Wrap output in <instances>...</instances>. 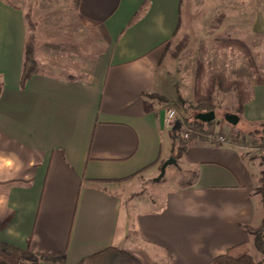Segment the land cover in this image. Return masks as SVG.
Wrapping results in <instances>:
<instances>
[{
	"label": "crops",
	"instance_id": "0c3cea01",
	"mask_svg": "<svg viewBox=\"0 0 264 264\" xmlns=\"http://www.w3.org/2000/svg\"><path fill=\"white\" fill-rule=\"evenodd\" d=\"M63 1L99 50L74 72L38 58L21 88L26 10L0 0V263L80 264L114 246L144 264H210L234 246L250 248L246 230L264 217L261 167L248 157L246 134L232 138L216 121L207 133L233 144L185 140L181 161L194 178L158 208L140 197L126 206L141 179L171 158V103L155 95L175 101L187 90L180 57L170 56L187 35L185 1ZM190 1L225 5L227 16L236 5L244 18L245 0ZM252 93L238 115L250 128L264 123V83Z\"/></svg>",
	"mask_w": 264,
	"mask_h": 264
},
{
	"label": "rangeland",
	"instance_id": "374dc122",
	"mask_svg": "<svg viewBox=\"0 0 264 264\" xmlns=\"http://www.w3.org/2000/svg\"><path fill=\"white\" fill-rule=\"evenodd\" d=\"M11 1L23 6L26 10L27 23L30 21L31 25L32 23L34 25L31 29L28 23V36L31 33L34 36L35 60L39 58L41 63L47 62L64 71L74 72L99 50L98 38L92 30L77 31V26L69 16V9L63 0ZM184 1L182 14L187 35L180 42L172 45L170 56L172 59H174L172 54L178 55L176 59L180 57L178 78H182L181 84L188 91H178L183 103L178 101V96L175 101L168 100V103H171L170 110H174L176 117L185 122L192 118V112L188 108L195 100L196 91L206 85L209 76L214 73H224L230 81H238L240 87L228 83L224 91L220 89L214 91L216 110L214 121L227 126L232 138L239 140L243 138L242 133L246 134V138L249 139V142H246L249 148L248 157L257 160L262 172L264 169L261 164L262 152L254 149V145L260 143V137L264 135L262 132L264 127L258 125L250 128L243 120L237 125H232L224 117L226 114H237L239 88L242 90L246 88L245 92H247L253 89L255 81L264 80V18L261 16L264 0H245L239 5V12L243 11V20L237 19L238 15L234 10L236 5H228L229 16H227L225 5ZM73 3L75 6V2ZM226 40L239 41L242 45H233L229 48L224 44ZM183 127H186L185 123ZM257 130L258 133H254ZM171 157L174 158L173 153ZM174 159L176 163L168 165L163 177L159 178V171L154 176L141 179L137 190L127 197L126 206L129 210H132L130 201L137 197L147 199L151 207L158 208L162 206L170 191L187 184L194 178V171L183 164L181 157ZM256 191L262 199L261 183ZM249 238L250 254L256 262H259L262 254L255 248L253 235H249Z\"/></svg>",
	"mask_w": 264,
	"mask_h": 264
},
{
	"label": "trees",
	"instance_id": "16d2710c",
	"mask_svg": "<svg viewBox=\"0 0 264 264\" xmlns=\"http://www.w3.org/2000/svg\"><path fill=\"white\" fill-rule=\"evenodd\" d=\"M75 3H77V0H74ZM30 28L33 29L34 25L28 21ZM231 41V42H230ZM33 42H34V36L31 33L29 36H27L26 43H25V57L24 62L22 66V73L20 78V86L21 88H24L27 81L36 73L37 71V63L33 56ZM230 42V43H229ZM236 42V43H235ZM224 44L231 48L233 45H242L239 41H233V40H226L224 41ZM246 47V46H245ZM244 48V46H243ZM178 55H173L172 57L174 59L177 58ZM229 85H238L240 87V83L238 84V81H230L227 75L224 73H214L209 76V80L206 83V85L201 87L199 90L195 93V100L193 103L190 104L188 110L192 112V118L189 120H186L185 126L192 131V136H199L201 138H207L208 133L206 130V126L210 125L215 119L204 121L200 118H198V115L201 114H208L215 112V103L213 94L216 89H220L222 91L225 90L226 84ZM263 81H255L254 84H262ZM229 87V86H228ZM244 89V88H243ZM2 91V84L0 83V94ZM246 88L242 90L239 88L237 90V102H238V109L237 114H241L244 110V105L249 102L253 98L252 90H249L247 92ZM178 101H182V96L177 93ZM156 98L168 102V100L162 96L155 95ZM216 114V112H215ZM264 127V124H262ZM264 133V128L263 131ZM254 133H258V130ZM244 144V143H241ZM255 147L259 148L262 152L261 156V164L264 167V135L260 137V143L254 145ZM186 147V141L181 138L179 135V131L177 132V135H173V147H172V153L174 154V158H179L182 156L184 150ZM260 183H261V195H262V204L264 206V169L261 172L260 176ZM246 232L249 235H253L254 237V245L258 252L262 254V259L259 262H256L252 255L249 253V248L246 243H242L240 245L234 246L231 249H229L225 254L220 255L212 260L210 264H263L264 263V217L260 223L259 226L255 228H248ZM42 258L52 261V262H62V257H55V256H42ZM5 264V263H0ZM22 264H38L36 262H30V263H22ZM80 264H144L138 257L131 254L128 251H125L123 249L117 248V247H109L103 251H100L91 257H89L86 261L81 262Z\"/></svg>",
	"mask_w": 264,
	"mask_h": 264
},
{
	"label": "built area",
	"instance_id": "2783aa9c",
	"mask_svg": "<svg viewBox=\"0 0 264 264\" xmlns=\"http://www.w3.org/2000/svg\"><path fill=\"white\" fill-rule=\"evenodd\" d=\"M177 120L182 121L183 125V120L180 118L176 117L175 111L174 110H168L166 114V122L169 124L171 127L175 124ZM179 135L181 136L182 139L189 141L191 140L192 136V131L188 129L187 127H183L179 130ZM207 140H209L212 144H233L234 142L232 139L224 136V135H208Z\"/></svg>",
	"mask_w": 264,
	"mask_h": 264
},
{
	"label": "water",
	"instance_id": "95a60500",
	"mask_svg": "<svg viewBox=\"0 0 264 264\" xmlns=\"http://www.w3.org/2000/svg\"><path fill=\"white\" fill-rule=\"evenodd\" d=\"M198 118L204 120V121H209V120H212L215 118V112H212V113H208V114H201V115H198ZM224 119L232 124V125H237L239 120H240V117L237 115V114H226ZM182 128V121L181 120H177L175 122V124L173 125L172 127V134L173 135H177V132ZM176 163V159L174 158H170L166 161H164V163L162 164L161 168H160V175H159V178L163 177L165 175V172H166V168L168 167V165L170 164H175Z\"/></svg>",
	"mask_w": 264,
	"mask_h": 264
}]
</instances>
